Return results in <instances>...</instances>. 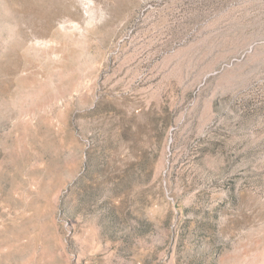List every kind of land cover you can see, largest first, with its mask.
<instances>
[{"label":"rangeland","instance_id":"obj_1","mask_svg":"<svg viewBox=\"0 0 264 264\" xmlns=\"http://www.w3.org/2000/svg\"><path fill=\"white\" fill-rule=\"evenodd\" d=\"M0 264H264V0H0Z\"/></svg>","mask_w":264,"mask_h":264}]
</instances>
